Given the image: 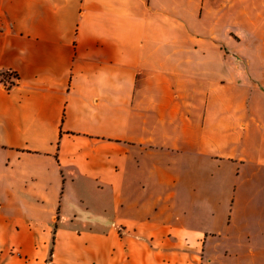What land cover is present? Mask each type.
<instances>
[{
    "label": "crops",
    "instance_id": "1",
    "mask_svg": "<svg viewBox=\"0 0 264 264\" xmlns=\"http://www.w3.org/2000/svg\"><path fill=\"white\" fill-rule=\"evenodd\" d=\"M0 264H264V0H0Z\"/></svg>",
    "mask_w": 264,
    "mask_h": 264
},
{
    "label": "rangeland",
    "instance_id": "2",
    "mask_svg": "<svg viewBox=\"0 0 264 264\" xmlns=\"http://www.w3.org/2000/svg\"><path fill=\"white\" fill-rule=\"evenodd\" d=\"M168 257V256H167Z\"/></svg>",
    "mask_w": 264,
    "mask_h": 264
}]
</instances>
